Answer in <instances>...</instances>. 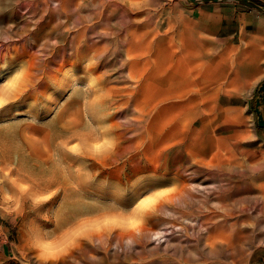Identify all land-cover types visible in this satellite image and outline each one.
<instances>
[{
	"label": "rangeland",
	"instance_id": "obj_1",
	"mask_svg": "<svg viewBox=\"0 0 264 264\" xmlns=\"http://www.w3.org/2000/svg\"><path fill=\"white\" fill-rule=\"evenodd\" d=\"M185 3L0 0V264H264L261 165L194 131L261 83Z\"/></svg>",
	"mask_w": 264,
	"mask_h": 264
},
{
	"label": "crops",
	"instance_id": "obj_2",
	"mask_svg": "<svg viewBox=\"0 0 264 264\" xmlns=\"http://www.w3.org/2000/svg\"><path fill=\"white\" fill-rule=\"evenodd\" d=\"M264 4V0H255ZM190 18L201 32L225 39L241 47L245 61L256 71L257 84L264 80V14L235 1L207 2L199 5L185 3ZM239 104H226L215 116L201 119L196 126L195 140H217L228 145L248 162L261 165L264 179V127ZM234 118V119H233ZM239 118V119H238ZM206 139V140H208Z\"/></svg>",
	"mask_w": 264,
	"mask_h": 264
},
{
	"label": "water",
	"instance_id": "obj_3",
	"mask_svg": "<svg viewBox=\"0 0 264 264\" xmlns=\"http://www.w3.org/2000/svg\"><path fill=\"white\" fill-rule=\"evenodd\" d=\"M191 5H199L201 3L207 2H225V1H235L246 7L256 10L264 14V4L255 0H186ZM255 112L257 115L258 125L264 127V80L261 82L258 88V96L256 98Z\"/></svg>",
	"mask_w": 264,
	"mask_h": 264
},
{
	"label": "bare ground",
	"instance_id": "obj_4",
	"mask_svg": "<svg viewBox=\"0 0 264 264\" xmlns=\"http://www.w3.org/2000/svg\"><path fill=\"white\" fill-rule=\"evenodd\" d=\"M134 47V46H133ZM132 48V47H131ZM131 50V49H130ZM129 50V51H130ZM146 52V51H145ZM110 54V53H109ZM111 54H113V52L111 53ZM129 57H130V55H128ZM121 57V56H120ZM115 59V58H114ZM118 62H120V60L118 61ZM181 62V61H180ZM192 64V63H191ZM122 65V64H121ZM184 65V64H183ZM196 65V64H195ZM185 66V65H184ZM191 67H192V65H190ZM194 66V65H193ZM193 68V67H192ZM171 69V68H170ZM136 70V69H135ZM168 70V69H167ZM138 72V71H137ZM169 72V71H168ZM137 74V73H136ZM170 75V74H169ZM168 75V76H169ZM129 76H131V74H129ZM145 76V75H144ZM140 77V76H139ZM144 79V78H143ZM191 79V78H190ZM188 80V79H187ZM193 80V79H192ZM186 81V80H185ZM184 81V82H185ZM195 81V80H194ZM156 82V81H155ZM162 82V81H161ZM178 82V81H177ZM192 82V81H191ZM148 83V82H147ZM158 83V82H157ZM176 82H174L173 84H171V85H174ZM188 83V82H187ZM166 84V83H165ZM169 84V83H168ZM177 84V83H176ZM159 85V84H158ZM156 86V85H155ZM164 86V85H163ZM177 86V85H176ZM175 86V87H176ZM10 87V86H9ZM9 87H8V89H9ZM152 87V86H151ZM167 87V86H166ZM13 88V87H12ZM11 90V89H10ZM155 90V89H154ZM160 90V89H159ZM167 90V89H166ZM182 90V89H181ZM180 91V90H179ZM179 91H177V92H179ZM148 92H150V91H148ZM178 96V95H177ZM4 97V96H3ZM170 98V97H169ZM172 99V98H171ZM175 99V98H174ZM177 99V98H176ZM4 100V99H3ZM5 101V100H4ZM234 119V118H233ZM239 119V118H238ZM223 169V168H222ZM237 183V182H236ZM192 185V184H191ZM194 185V184H193ZM235 185V184H234ZM185 186V185H184ZM189 187L191 188V186L189 185ZM188 187V188H189ZM192 187H194L195 188V186H192ZM236 187V186H235ZM184 188V187H183ZM183 188H181V189H183ZM188 188H187V190H188ZM193 188V189H194ZM192 189V188H191ZM184 190H185V188H184ZM194 191V190H193ZM197 191V190H196ZM246 192V191H245ZM185 193V192H184ZM197 193V192H196ZM241 193H243V188L242 187H240V186H237L236 188H234L233 190L231 189L229 192H227L226 191V193H225V195H224V197L225 198H229V199H234V200H236V201H241V197H240V195H241ZM187 194V193H186ZM199 200V199H198ZM160 202H162V200L160 201ZM213 202V201H212ZM209 203V202H208ZM214 203V202H213ZM160 203H158V205H159ZM161 204H163V202L161 203ZM160 204V205H161ZM212 204V203H211ZM166 205V204H165ZM210 205V204H209ZM156 206V205H155ZM238 206V205H237ZM212 207V206H211ZM210 207V208H211ZM218 207V206H217ZM224 207V206H223ZM228 207V206H227ZM240 207V206H239ZM239 207H237V208H239ZM151 208H153V207H151ZM209 208V209H210ZM237 208H236V210H237ZM212 209V208H211ZM214 209V208H213ZM219 209H221V208H219ZM228 209V208H227ZM196 210V209H195ZM208 210V209H207ZM145 211V210H144ZM215 211V210H214ZM217 211V210H216ZM143 212V211H142ZM152 212V211H151ZM154 212V211H153ZM201 212V211H200ZM199 212V213H200ZM208 212V211H207ZM222 212H224V211H222ZM154 214V213H153ZM229 214V213H228ZM210 215V214H209ZM210 218V217H209ZM227 219V218H226ZM214 223V222H213ZM218 225V224H217ZM220 225V224H219ZM222 228V227H221ZM222 229H224V228H222ZM142 234V233H141ZM144 236V235H143ZM200 236V235H199ZM150 237V236H149ZM151 237H156V238H158V237H162V231L161 230H157V231H154L153 233H152V235H151ZM131 240V239H130ZM129 240V241H130ZM132 241V240H131ZM215 242V241H214ZM80 243H82V241L80 242ZM84 243V244H83ZM82 244L85 246V242H83ZM132 243V242H131ZM80 245V244H79ZM178 247H179V245H178ZM75 248V247H74ZM97 248V247H96ZM180 249V248H179ZM72 251L74 250L73 248L71 249ZM76 250V249H75ZM89 250V249H88ZM72 251H69V252H72ZM79 251V250H78ZM88 252V251H87Z\"/></svg>",
	"mask_w": 264,
	"mask_h": 264
},
{
	"label": "snow or ice",
	"instance_id": "obj_5",
	"mask_svg": "<svg viewBox=\"0 0 264 264\" xmlns=\"http://www.w3.org/2000/svg\"><path fill=\"white\" fill-rule=\"evenodd\" d=\"M4 105V100L3 97L0 96V107H3ZM169 190H164V191H158V192H153L150 194H146L143 199L140 200L139 204L136 205V207L140 210H148L150 209L153 205L156 204V202L166 196L168 194Z\"/></svg>",
	"mask_w": 264,
	"mask_h": 264
},
{
	"label": "trees",
	"instance_id": "obj_6",
	"mask_svg": "<svg viewBox=\"0 0 264 264\" xmlns=\"http://www.w3.org/2000/svg\"><path fill=\"white\" fill-rule=\"evenodd\" d=\"M261 3V2H260ZM263 4V3H262Z\"/></svg>",
	"mask_w": 264,
	"mask_h": 264
}]
</instances>
